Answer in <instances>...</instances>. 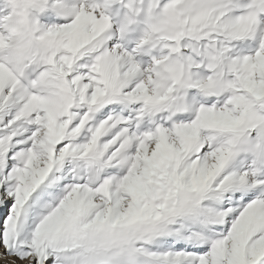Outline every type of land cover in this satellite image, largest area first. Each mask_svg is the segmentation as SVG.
<instances>
[{
	"label": "snow or ice",
	"instance_id": "obj_1",
	"mask_svg": "<svg viewBox=\"0 0 264 264\" xmlns=\"http://www.w3.org/2000/svg\"><path fill=\"white\" fill-rule=\"evenodd\" d=\"M0 264H264V0H0Z\"/></svg>",
	"mask_w": 264,
	"mask_h": 264
}]
</instances>
